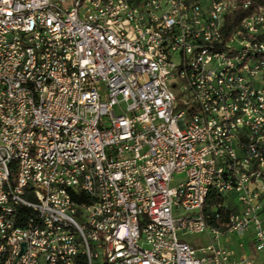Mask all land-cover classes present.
<instances>
[{
	"label": "built area",
	"instance_id": "1",
	"mask_svg": "<svg viewBox=\"0 0 264 264\" xmlns=\"http://www.w3.org/2000/svg\"><path fill=\"white\" fill-rule=\"evenodd\" d=\"M251 7L0 0V264H264V4L222 36Z\"/></svg>",
	"mask_w": 264,
	"mask_h": 264
},
{
	"label": "bare ground",
	"instance_id": "2",
	"mask_svg": "<svg viewBox=\"0 0 264 264\" xmlns=\"http://www.w3.org/2000/svg\"><path fill=\"white\" fill-rule=\"evenodd\" d=\"M203 6H210V0H203ZM225 9H233L232 1H224ZM248 63H255L254 54H247L245 60L237 61L234 65V73H241L248 68ZM191 93H198V86H191ZM21 96H28V89H21ZM241 115H243V104H236V108L232 110V116H225V119H221L217 124L218 134H225V130L228 128V123L233 121H241ZM185 118H192V110H185ZM219 155L222 163H230V150L227 146H219ZM264 158V150H263ZM14 179V167L5 166V180ZM0 191H7V183H0ZM217 199V192L204 191L202 193V203H211L212 200ZM220 205L228 206V198L220 197ZM226 220L228 225H236V218L233 213H226ZM2 233V226H0V234Z\"/></svg>",
	"mask_w": 264,
	"mask_h": 264
},
{
	"label": "trees",
	"instance_id": "3",
	"mask_svg": "<svg viewBox=\"0 0 264 264\" xmlns=\"http://www.w3.org/2000/svg\"><path fill=\"white\" fill-rule=\"evenodd\" d=\"M243 1H248L251 3L252 7L245 11L242 8H239L232 16L226 18L225 21V26L222 32V36L225 42H228V40L231 38L233 33L239 28L241 25L242 21L252 15L254 12V9L261 5L264 4V0H243ZM78 204H83L84 202L82 199H75ZM78 264H88L86 258L81 257L78 260Z\"/></svg>",
	"mask_w": 264,
	"mask_h": 264
},
{
	"label": "rangeland",
	"instance_id": "4",
	"mask_svg": "<svg viewBox=\"0 0 264 264\" xmlns=\"http://www.w3.org/2000/svg\"><path fill=\"white\" fill-rule=\"evenodd\" d=\"M185 181V176L176 177L174 184H172V187H176L178 184L183 183ZM180 238L183 239L185 242H187L195 251H199L200 249L207 247L210 244V240L207 237H194V236H181ZM223 242H227V239L223 240ZM229 243L231 246V249L236 252V255H238L237 251V245L239 243V240L235 237H232L229 239Z\"/></svg>",
	"mask_w": 264,
	"mask_h": 264
},
{
	"label": "water",
	"instance_id": "5",
	"mask_svg": "<svg viewBox=\"0 0 264 264\" xmlns=\"http://www.w3.org/2000/svg\"><path fill=\"white\" fill-rule=\"evenodd\" d=\"M26 251V247L25 246H22V254H24Z\"/></svg>",
	"mask_w": 264,
	"mask_h": 264
}]
</instances>
